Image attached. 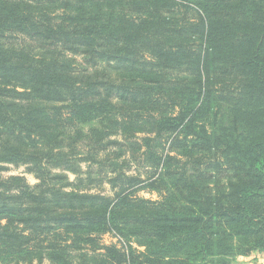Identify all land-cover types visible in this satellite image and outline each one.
Returning a JSON list of instances; mask_svg holds the SVG:
<instances>
[{"label": "trees", "instance_id": "trees-1", "mask_svg": "<svg viewBox=\"0 0 264 264\" xmlns=\"http://www.w3.org/2000/svg\"><path fill=\"white\" fill-rule=\"evenodd\" d=\"M262 250L264 0H0V264Z\"/></svg>", "mask_w": 264, "mask_h": 264}, {"label": "rangeland", "instance_id": "rangeland-1", "mask_svg": "<svg viewBox=\"0 0 264 264\" xmlns=\"http://www.w3.org/2000/svg\"><path fill=\"white\" fill-rule=\"evenodd\" d=\"M83 166L86 168L87 163H83ZM16 174L25 175L31 184H34L37 182V179L35 178L34 174L31 172H28L25 166L15 167L13 165H10V169L3 173L4 176L16 175ZM69 175L71 178H74V176H75L72 173H69ZM107 187L109 189L108 185H107ZM141 195H143L147 198H154V199L158 198L157 194L153 193V192H145L144 191V192H141ZM104 240L107 243H110L112 241H116L110 234H106L104 236ZM246 257H251V258L246 259ZM239 259H246V262H252L254 264H256V263L264 264V250L254 251L248 255H240L233 261V264H238Z\"/></svg>", "mask_w": 264, "mask_h": 264}, {"label": "crops", "instance_id": "crops-1", "mask_svg": "<svg viewBox=\"0 0 264 264\" xmlns=\"http://www.w3.org/2000/svg\"><path fill=\"white\" fill-rule=\"evenodd\" d=\"M251 258V257H246V259ZM246 259H239L238 264H254L252 262H246ZM256 264H260V263H256Z\"/></svg>", "mask_w": 264, "mask_h": 264}]
</instances>
